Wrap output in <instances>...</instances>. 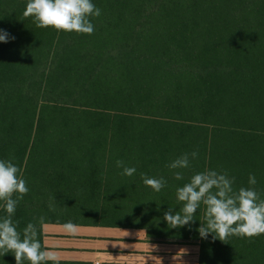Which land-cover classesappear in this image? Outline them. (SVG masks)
<instances>
[{"label":"trees","instance_id":"16d2710c","mask_svg":"<svg viewBox=\"0 0 264 264\" xmlns=\"http://www.w3.org/2000/svg\"><path fill=\"white\" fill-rule=\"evenodd\" d=\"M26 2L0 0V159L28 188L12 218L99 186L115 113L209 126L207 170L264 200V0H91V33L38 27ZM198 264H264V233L200 238Z\"/></svg>","mask_w":264,"mask_h":264},{"label":"crops","instance_id":"0c3cea01","mask_svg":"<svg viewBox=\"0 0 264 264\" xmlns=\"http://www.w3.org/2000/svg\"><path fill=\"white\" fill-rule=\"evenodd\" d=\"M205 124L134 114H113L99 186L69 187L58 202L62 209L23 213L12 218L17 231L31 222L41 249L56 253L58 262L79 264H198L199 210L190 226L169 227L163 213L180 212L176 189L197 172L207 171L209 132ZM189 166L168 165L184 153ZM120 161V166H117ZM124 167H135L132 176ZM175 172L181 173L176 179ZM144 177H163L159 192ZM4 216L0 215V218ZM71 221L75 232L64 229Z\"/></svg>","mask_w":264,"mask_h":264},{"label":"clouds","instance_id":"9594fccd","mask_svg":"<svg viewBox=\"0 0 264 264\" xmlns=\"http://www.w3.org/2000/svg\"><path fill=\"white\" fill-rule=\"evenodd\" d=\"M100 9L96 8L91 0H27L23 16H31L38 27L51 26L57 30L91 33L93 25L89 16H97ZM14 39L4 29H0V42ZM189 155L195 158L196 152L184 153L173 160L170 168H185L189 166ZM117 166L121 162L117 161ZM135 167H124L123 174L132 176ZM16 164L9 160L0 159V202L6 215L0 218V256L11 252L15 264H45L51 261L58 264L56 253L41 249L36 239L37 231L33 223L29 222L17 231L16 222L12 219L16 205L22 194L28 191L25 181L19 174ZM176 179L181 178L180 172H175ZM143 183L150 186L153 191L159 192L164 186L163 177H144ZM248 183L254 185L256 179L251 174ZM18 193L14 199L12 194ZM176 199L183 202L180 212L171 210L163 213L166 224L175 228L190 226L194 213L201 204L205 206L204 218L197 228L201 238L226 241L231 235L254 236L264 233V200L252 188L241 187L233 191L232 179L215 170L194 173L189 181L176 189ZM64 229L75 232L71 221L64 223Z\"/></svg>","mask_w":264,"mask_h":264},{"label":"rangeland","instance_id":"374dc122","mask_svg":"<svg viewBox=\"0 0 264 264\" xmlns=\"http://www.w3.org/2000/svg\"><path fill=\"white\" fill-rule=\"evenodd\" d=\"M198 213H199V218H200V221H201V218H202V208L199 210ZM199 245H200V239H199ZM198 251H199V249H198Z\"/></svg>","mask_w":264,"mask_h":264}]
</instances>
